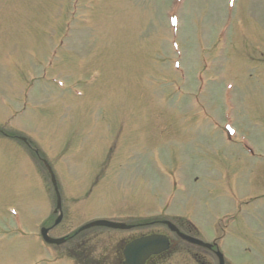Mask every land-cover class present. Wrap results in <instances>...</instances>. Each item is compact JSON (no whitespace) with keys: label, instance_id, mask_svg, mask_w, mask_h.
I'll use <instances>...</instances> for the list:
<instances>
[{"label":"rangeland","instance_id":"374dc122","mask_svg":"<svg viewBox=\"0 0 264 264\" xmlns=\"http://www.w3.org/2000/svg\"><path fill=\"white\" fill-rule=\"evenodd\" d=\"M0 127L55 172L50 235L143 222L46 253L49 175L0 136V264H116L146 231L171 236L163 264H216L160 219L218 245L224 230L225 264H264V0H0Z\"/></svg>","mask_w":264,"mask_h":264},{"label":"water","instance_id":"95a60500","mask_svg":"<svg viewBox=\"0 0 264 264\" xmlns=\"http://www.w3.org/2000/svg\"><path fill=\"white\" fill-rule=\"evenodd\" d=\"M51 180L53 182V185L56 189V183L53 175L51 176ZM60 197L57 192V208H60ZM62 217V214L60 213L58 217L55 220V224H57ZM169 228L171 230H174L182 239L194 243L197 245H201L207 248L211 247V244L205 243L197 238H194L192 236L186 235L182 232H180L177 227H175L173 224L167 222ZM91 226H106V227H112V228H128L129 225H126L125 223L120 222H113V221H104V220H95L92 221L86 225L83 226V228L91 227ZM47 228L42 229V236L48 243H60L64 240V238H50L47 235ZM169 246L168 238L165 235L161 234H151L147 236H142L139 238H136L129 243H127L123 249V255H124V261L123 264H144L146 259L152 255L160 253L164 250H166ZM216 255L218 256L219 263L223 264L222 257L219 252H216Z\"/></svg>","mask_w":264,"mask_h":264},{"label":"snow or ice","instance_id":"6c2138e0","mask_svg":"<svg viewBox=\"0 0 264 264\" xmlns=\"http://www.w3.org/2000/svg\"><path fill=\"white\" fill-rule=\"evenodd\" d=\"M173 23H175V20H173Z\"/></svg>","mask_w":264,"mask_h":264}]
</instances>
